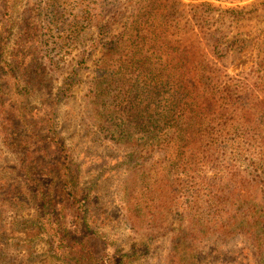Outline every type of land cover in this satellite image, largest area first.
Returning a JSON list of instances; mask_svg holds the SVG:
<instances>
[{
  "label": "rangeland",
  "instance_id": "obj_1",
  "mask_svg": "<svg viewBox=\"0 0 264 264\" xmlns=\"http://www.w3.org/2000/svg\"><path fill=\"white\" fill-rule=\"evenodd\" d=\"M135 1L0 0V264H264V0H170L155 17L172 39L185 21L203 28L223 74L207 116L177 121L183 142H211L187 149L161 122L173 86L122 95L141 84L133 58L117 68L135 52ZM61 172L85 263L41 218L37 192Z\"/></svg>",
  "mask_w": 264,
  "mask_h": 264
},
{
  "label": "trees",
  "instance_id": "obj_2",
  "mask_svg": "<svg viewBox=\"0 0 264 264\" xmlns=\"http://www.w3.org/2000/svg\"><path fill=\"white\" fill-rule=\"evenodd\" d=\"M171 1L178 3L179 8L177 10L181 12L184 10L182 8H184L186 4L182 0ZM128 2L131 3L132 0H128ZM160 2L164 3L161 7L160 4L159 7H152L153 3L145 5V7L149 6L150 8L158 9V11H160L158 15L152 10L145 9L143 5L140 6V0L134 2L136 6L133 7L134 12L132 13L133 16L130 24L133 25L131 27L135 30V52H122L123 60L117 68L123 71L126 70V67L129 66L128 63H130V60L133 58V63H131L130 66H134L135 69H138L139 72L142 73L140 75L141 82L139 81L141 84L139 85L133 82L130 86H126V88L123 89L121 88L123 85L121 82L120 88L122 89L123 95L134 87L147 90L152 87L173 86L174 91L172 92V96L174 98L172 99H174V111H165L164 118L161 122L163 126L173 128L172 135L167 140V145L175 148L187 149L190 145L196 143V141H207L208 136L198 137L191 144L185 143L183 139L178 137L181 128L177 121L184 118L188 120L194 118L196 120L197 116H201V118L203 117L204 119V116H207L206 114L210 111L205 108V104L208 102H217L222 93L225 92V85L221 77L223 74L219 67L216 66V62L208 58V54L202 44L203 40L201 37H204L202 35L206 34L202 30L203 28L194 26V23L192 24L191 21H185L183 24H179L177 30L174 31L175 38L172 39L169 37L168 24H154V21H156L155 17L159 15L165 17V14H167L165 11L166 8H168L167 3L170 2V0H160ZM201 5L211 4L203 3ZM122 40H126V38L122 32H120V42H122ZM187 41L189 42V46L185 44ZM170 42L175 45L174 47H176L177 50L174 56H171L172 51L167 52L164 50L169 47ZM117 45L118 42H115L114 46L116 47ZM188 47H191L192 52L187 56L185 50ZM134 55L137 56L135 59ZM154 57L157 59L154 60ZM110 83L111 81L105 84L95 83L96 92L94 96L111 93ZM224 97H226V94H224ZM212 140H217V138H213ZM212 144H216V142ZM35 173L36 169L28 172V174L33 177V181L36 185H41L40 179L34 178ZM53 176L50 183L48 182V187L45 188L44 186V189L37 192L41 208H43L41 218L45 219L48 217L49 225L56 226L51 228V240H58L59 244L68 248L69 251H74V259H71L73 263L88 262L89 258H93L92 255H90L89 258L84 257L83 260L80 261L82 256L80 254L77 255V250H75L77 247H83L81 244H85L87 240L84 237L77 238L75 236V231L73 229L70 231L68 228V217L70 214L64 212L63 203L66 199L63 192V187L66 183L65 173H54ZM71 182L70 180V183ZM71 189L72 188H70V190ZM66 200L65 205L69 203V200ZM72 224H74V222ZM85 264H90V260L89 263Z\"/></svg>",
  "mask_w": 264,
  "mask_h": 264
}]
</instances>
